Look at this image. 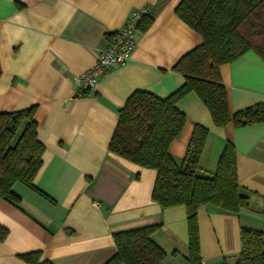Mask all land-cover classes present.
<instances>
[{"label": "crops", "instance_id": "crops-1", "mask_svg": "<svg viewBox=\"0 0 264 264\" xmlns=\"http://www.w3.org/2000/svg\"><path fill=\"white\" fill-rule=\"evenodd\" d=\"M0 0V112L35 106L38 140L44 146L34 185L13 189L20 201L0 198V264H28L19 255L40 251L53 264H105L116 252L112 234L159 223L151 239L164 250L160 264H189L185 206L162 207L152 200L156 176L108 150L119 109L135 90L165 98L185 81L172 66L201 42L180 20V0ZM150 8L151 23L137 28L130 58L78 94L76 77L134 9ZM231 113L264 103V59L249 50L219 66ZM185 114L181 134L170 144L184 157L194 124L208 128L201 157L212 174L227 141L236 151L237 182L249 207L226 214L198 210L204 264H234L240 227L264 231V122L242 127L214 125L194 92L176 103Z\"/></svg>", "mask_w": 264, "mask_h": 264}, {"label": "trees", "instance_id": "trees-1", "mask_svg": "<svg viewBox=\"0 0 264 264\" xmlns=\"http://www.w3.org/2000/svg\"><path fill=\"white\" fill-rule=\"evenodd\" d=\"M165 0H158L160 6ZM176 16L194 30L201 42L180 56L172 70L184 83L160 98L144 90L133 91L119 109L108 150L131 162L156 171L152 200L162 207L186 209L189 264H204L200 250L198 210L209 205L226 214L249 207L248 195L237 182L236 151L227 141L212 174L203 172L200 157L208 128L194 124L184 157L174 158L169 147L184 127L185 114L176 107L179 99L194 92L210 112L216 126L242 127L264 122V103L231 113L219 66L252 50L264 59V0H180ZM150 8L138 27L152 21ZM35 106L0 112V198L20 201L13 189L22 183L50 199L34 185L42 165L43 144L38 140ZM159 223L112 234L116 252L105 264H160L165 252L152 239ZM7 234L0 226V240ZM241 249L234 264H264V231L241 226ZM28 264H53L40 251L20 254Z\"/></svg>", "mask_w": 264, "mask_h": 264}, {"label": "built area", "instance_id": "built-area-1", "mask_svg": "<svg viewBox=\"0 0 264 264\" xmlns=\"http://www.w3.org/2000/svg\"><path fill=\"white\" fill-rule=\"evenodd\" d=\"M148 10L143 7L129 13L124 25L114 34L113 42L100 50L93 65L76 77L78 94L92 90L101 75L130 58L136 44L138 24Z\"/></svg>", "mask_w": 264, "mask_h": 264}]
</instances>
